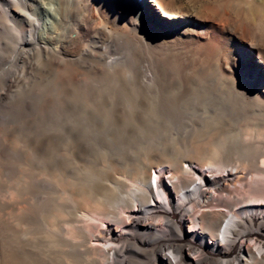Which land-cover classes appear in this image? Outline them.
Returning <instances> with one entry per match:
<instances>
[{
    "label": "bare ground",
    "instance_id": "6f19581e",
    "mask_svg": "<svg viewBox=\"0 0 264 264\" xmlns=\"http://www.w3.org/2000/svg\"><path fill=\"white\" fill-rule=\"evenodd\" d=\"M74 6L88 14L93 29L113 12L123 30L135 33L136 42L155 49L158 70L138 83L152 95L154 107L173 95L175 106L211 108L212 120L243 112L250 118L264 116V0H0V39L41 46V40L54 36L51 48L65 54L59 26L63 12ZM80 31L77 26L69 29L75 37ZM42 49L47 51L48 46ZM66 55L72 56L69 51ZM106 58V70L111 72L125 59ZM167 70L174 71L173 76L166 75ZM125 77L132 82L130 72ZM165 110L149 118L153 127L175 124L173 108ZM221 122L227 120L197 128V136L182 151L159 147L157 159L146 154L136 162L118 163L111 171L101 169L103 174L86 166L68 201L59 194L42 195L39 235L16 227L17 217L30 214L28 206L23 204L20 211L15 203L1 201L0 208L9 216L0 215V264H264V139L259 138L264 122L240 123L229 130ZM41 143L33 151L40 152L45 141ZM64 158L68 160L67 155ZM120 170L130 177L128 185L120 179L124 175ZM83 196L88 201L81 200Z\"/></svg>",
    "mask_w": 264,
    "mask_h": 264
},
{
    "label": "rangeland",
    "instance_id": "374dc122",
    "mask_svg": "<svg viewBox=\"0 0 264 264\" xmlns=\"http://www.w3.org/2000/svg\"><path fill=\"white\" fill-rule=\"evenodd\" d=\"M127 2H129V0H127ZM154 11L158 13L156 8ZM66 12L62 14V22L64 21V23H61L59 26L64 40L65 54H58L52 49L56 44L54 36L41 40V46L35 43L31 45L23 44L22 46L19 44L15 45V43L11 42L9 39H0V155L2 154L0 156V203L13 202L20 211L23 204L30 208L31 211L29 215H22L24 216L23 219L20 215V218L17 217L18 219H15L16 227L18 229L21 227L20 230L23 229L24 234L39 235L37 221L40 216L38 208L41 207V199L44 197H57L55 194H59L58 197L65 196L64 198L61 197V199L68 201L69 192L78 190L75 183H79L82 180L86 170H88L86 167L88 165V167L92 166L90 168H94L93 171L99 174V172H103L101 169L111 171L110 169L115 168L118 163L136 162L140 157L144 158L146 154L147 156L157 159L160 155L157 149L159 147L165 150H172L175 149L174 147L176 146L178 151H182L190 141L195 139L197 136L195 133L200 131L198 130L200 127H211L214 121H218L219 123L220 120L226 119L227 122L225 124L221 122V125L224 124L223 127L227 130L240 123L254 122L260 124L264 122V116L250 118V114L245 112L239 115L226 117H219L218 115L216 119L212 120L210 116L212 111L211 108H208L207 111H203L205 107L200 104L191 105L189 107L181 105L175 106L172 98H170L173 95L168 98H161L154 107L151 102L152 95H150L147 88L138 83H140L144 77L150 76L152 72L158 70L154 61L158 58L155 49L150 45L142 44L138 41L137 43V38L134 36L135 33L129 30L127 33L126 30H123L113 12L106 14V17L104 16L102 24L95 27V29L98 27L96 30L93 29L92 25L89 23L87 18L88 14L83 11L81 6H74L71 10L69 9ZM73 26H77V29L81 30V36L75 37L73 32H69L70 27ZM57 30L58 29L55 30L56 33L58 32ZM67 35L70 36V38H67ZM43 45L48 46L47 51L42 49ZM35 49L38 51H35ZM127 50H129V52ZM67 51H69L72 56L66 55ZM94 54L96 55L94 56ZM106 56H121L122 59H125L124 61L118 62L114 71L111 72L108 69L106 70L105 67V60L108 59ZM61 57L63 58L61 59ZM250 57L252 58V56ZM99 72L102 73L99 74ZM127 72L131 73L132 82H129L125 77ZM173 73L174 71L172 70H167L165 72L166 75L170 74L171 76H173ZM174 76L178 77L179 74H174ZM131 87H135L133 90L134 93ZM136 88L139 90L137 89V91ZM123 89L128 91L124 92ZM128 94H131V98ZM129 99L131 102L127 101ZM169 104L172 107H170ZM165 109L175 113L177 118L175 124L171 126V128L166 125L153 127L152 124L149 123V118L156 115L158 111H163ZM202 112L206 113L207 116L202 117ZM160 116L161 115L158 117ZM143 120L145 122L144 125L147 123L146 128L143 127ZM184 123H189L192 128H184ZM156 127L158 130H156ZM170 129L173 130L172 135L169 134L168 130ZM248 130L249 129H246V131ZM262 130L264 134V129ZM246 136L247 135L243 134V137ZM259 138L263 140L264 135ZM229 140H231V138ZM44 141L45 143L43 144ZM110 141H113V143ZM40 142H42L41 145H43L40 146L41 151L37 153L35 149L33 151V148ZM26 146L29 147L27 148ZM66 155L68 156V160L64 158ZM31 158L34 159L32 160ZM56 163L58 164L56 165ZM56 166H59L58 168L60 170L56 168ZM75 167L78 169H75ZM81 168H83V170ZM117 169L119 168L117 167ZM79 171H81L82 174H80ZM153 171L152 169L151 173L154 174ZM120 172L125 176H121V173H116L115 175H117L118 178L119 176L124 178L122 179L120 177L124 183L127 180H129L130 183V177L124 171L120 170ZM47 176L53 179H49ZM25 180L28 181V183ZM41 181L46 185L41 187ZM53 181L55 183H53ZM129 183L125 184L128 185ZM15 186L18 188H15ZM44 188L46 189L44 190ZM10 198L12 201H10ZM84 198L85 200H83ZM13 199L16 201L14 202ZM81 200L84 202L88 201L87 197L84 196L81 197ZM30 201H33L31 202L32 204L29 203ZM0 210V215L3 218L9 216L6 209L0 208ZM17 220L21 223H17ZM19 224L23 226H19ZM34 225L36 226L34 227ZM63 225L67 226V223H63ZM0 239V241H3L1 236Z\"/></svg>",
    "mask_w": 264,
    "mask_h": 264
}]
</instances>
